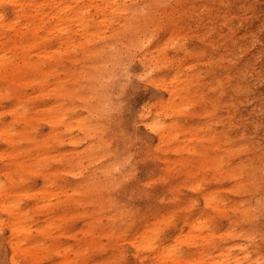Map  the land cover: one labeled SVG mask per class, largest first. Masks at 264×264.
Segmentation results:
<instances>
[{
  "label": "rangeland",
  "instance_id": "1",
  "mask_svg": "<svg viewBox=\"0 0 264 264\" xmlns=\"http://www.w3.org/2000/svg\"><path fill=\"white\" fill-rule=\"evenodd\" d=\"M33 2L0 0V264H264V0Z\"/></svg>",
  "mask_w": 264,
  "mask_h": 264
},
{
  "label": "bare ground",
  "instance_id": "2",
  "mask_svg": "<svg viewBox=\"0 0 264 264\" xmlns=\"http://www.w3.org/2000/svg\"><path fill=\"white\" fill-rule=\"evenodd\" d=\"M76 1H78V0H76ZM46 4H48L49 6H50V8L53 6L52 5V3L50 2V0H48V3H46ZM12 5L13 6H17L18 7V9H19V11L21 10V6L22 5H28L29 7H31V8H37L38 10L36 11V13H39V14H41L40 13V11H41V4H34V2H33V0H12ZM24 7H26V6H24ZM21 12H23V11H21ZM23 14V13H22ZM37 16V15H36ZM29 17V16H28ZM28 17H26V18H28ZM30 18H32V20H34L35 18L33 17V16H31ZM28 20V19H27ZM33 22V21H32ZM36 23H31V28H30V30H29V38H30V40H31V44L35 41V36H36V34H37V30H36ZM20 31V30H19ZM42 31V30H41ZM21 34H22V36L24 35V33H22V31H21ZM12 38V37H11ZM10 41V40H9ZM12 41H15V40H12ZM16 42V41H15ZM12 44L14 43V42H11ZM147 127L151 130V131H153V130H155V128H156V126H155V123H149L148 125H147Z\"/></svg>",
  "mask_w": 264,
  "mask_h": 264
}]
</instances>
